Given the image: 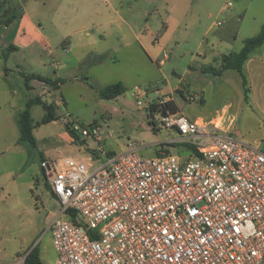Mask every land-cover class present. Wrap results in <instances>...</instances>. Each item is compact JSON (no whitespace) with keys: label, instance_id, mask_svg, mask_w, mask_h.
<instances>
[{"label":"rangeland","instance_id":"1","mask_svg":"<svg viewBox=\"0 0 264 264\" xmlns=\"http://www.w3.org/2000/svg\"><path fill=\"white\" fill-rule=\"evenodd\" d=\"M191 1L192 10L182 23L177 24L171 16H166L167 7L161 2L153 13L155 8L147 5L145 0H125L121 15L129 26L115 19L105 28L112 37L107 41L109 49L115 48L116 36L121 38L131 27L137 35L143 36V42L157 61L163 58L164 52L168 53L166 64L158 68L143 55L141 58L140 54L144 53L139 47L121 45L115 57L106 58L104 67L93 69L88 75L84 69H77L78 79L65 84L62 90L66 102L55 90L42 96L41 100L50 105L53 103L50 94L54 92L53 98L62 102V106L55 107L58 115L55 123L35 127V146L18 141L17 115L25 109L27 94L23 76L52 77L50 66L55 62L48 51L40 49L34 54L26 52L11 56L4 62L8 52L4 47L2 52L0 49V72L6 66L8 72L16 74L9 75L6 83L0 78L1 261L24 264L28 251L36 248L42 264H56L50 222L61 207L51 195L47 165L52 166L65 157L84 159L92 150L102 151L107 159L129 149H134L144 160L154 159L160 152L190 156V142L176 129L163 128L159 111L169 117L174 114L189 120L199 117L209 120L228 107V116L234 121L232 135L264 154V69L258 67L259 57L255 56L250 65L243 67L248 89L246 99L242 76L236 71H223L220 63L222 55L238 52L245 39L260 32L264 24V0ZM227 2L231 3V8L220 14ZM44 13L52 15L47 10ZM3 16L5 20L11 18L7 4ZM217 22L222 26L212 27ZM3 28L0 26V36L7 33ZM43 29L46 35L58 37L51 42L53 46L64 41L53 22L45 23ZM215 54L218 61H215ZM65 56L63 52V59L57 62H64ZM25 59L27 63H24ZM67 73L72 75L74 72ZM115 83H121L125 92L114 100H102L98 90ZM138 89L140 97L136 96ZM37 93L35 89L28 94L34 98ZM161 93L172 97L173 102L148 106V101L157 99ZM138 102L142 104L138 105ZM172 107L174 111H171ZM44 114L40 105L30 109L34 124L40 123ZM95 125L110 134L106 139L102 138L105 141L99 145L73 130L75 126L88 128ZM14 253L18 255L14 256Z\"/></svg>","mask_w":264,"mask_h":264},{"label":"built area","instance_id":"2","mask_svg":"<svg viewBox=\"0 0 264 264\" xmlns=\"http://www.w3.org/2000/svg\"><path fill=\"white\" fill-rule=\"evenodd\" d=\"M172 100L159 94L148 106ZM159 112L163 128L190 142V156L144 160L129 149L107 159L92 150L52 164L56 264H264V154L232 135L228 107L209 120ZM73 130L98 145L110 136L97 125Z\"/></svg>","mask_w":264,"mask_h":264},{"label":"crops","instance_id":"3","mask_svg":"<svg viewBox=\"0 0 264 264\" xmlns=\"http://www.w3.org/2000/svg\"><path fill=\"white\" fill-rule=\"evenodd\" d=\"M134 1L136 2V0ZM124 2L125 0H0V18L3 17V8L6 6V4L8 5L11 15V18L7 19L11 21L6 26L3 25V29L4 31H7V33L0 36V49L2 52L3 47L6 50L9 47L14 48V50L8 52V57L4 62H7L11 56H16L20 53L28 52L29 54H34V52L39 51V49L42 51H48L52 61L55 62V64H51L50 66L53 71V76L44 77V79L50 80L54 85H47L49 89L44 95H47L50 91L55 90L56 93H60L61 100L63 102L66 101L63 97L62 90L65 84L72 82V80L76 81L78 79V76L75 75L77 69H84L85 74L88 75L91 70L98 67H104L106 58L115 57L114 54L119 53L118 48L121 45L127 48H130L134 45L139 47L144 53L140 54L141 58L143 55L158 68H162L168 60V53L164 52L167 53L166 59H164L163 56L160 61H157L154 53L150 52L143 42V36L137 35L131 27L129 28L130 32L122 34L121 38L116 36L115 48L109 49L107 41H109V39L112 37L111 34L108 35L105 32V28L112 25L115 19H118L121 23L129 26V23L127 24L121 15ZM145 2L147 5L155 8L153 13H156L158 3H163L168 10L166 16H171L173 21L175 23L177 22V24L182 23L188 13L192 10L191 0H189V2L186 4L184 0H145ZM155 4L156 6H154ZM129 6L131 7L132 5L130 4ZM229 8L231 7L224 6L221 9L220 14ZM13 10L19 11L18 13H13ZM45 10H47V12H52V15L48 16L45 14ZM175 10H177V12H174ZM150 15L151 14L149 13L148 16ZM49 22H53L58 26V31L61 33V39L64 40L60 44L55 43V46H53V43L51 42H54L58 37H53V35L49 36L44 33L43 26L45 23L48 24ZM217 23H214L212 27H217ZM262 49H264V44L261 48L257 49L251 54L244 67L246 65H250L254 61L253 58L257 56L260 58H258L257 62L258 67L260 66L259 68L264 69V50ZM259 51H262V53L258 54ZM63 52L66 54L64 57V62L58 63L57 60L60 58L63 59ZM229 54L222 55L220 58V63L222 62L223 56H227ZM213 56L216 59L215 61L219 60L218 55L215 54ZM203 58L206 59V55H203ZM27 61L28 60L25 59L24 63H27ZM162 61L164 62L163 64H161ZM18 72L19 71H17V74H19ZM67 72L74 73L71 75ZM63 74H65V77H63ZM9 75L12 76L16 74L15 72H8V68L6 66L2 67L0 78L4 81L3 83H6ZM37 82L40 81L33 80L28 83V86H26L24 82V86L26 88L27 94L37 89L38 93L36 94V97L41 99L44 95H40V89L35 84ZM156 93L159 92L156 91ZM4 94H6V91ZM27 94L25 96L26 103L27 101L36 98H30L29 94L28 96ZM50 96L53 99L52 104L54 107H60L59 104L62 106V102L57 101L56 98H53L55 96L54 92H52ZM55 114L57 115L56 111ZM197 119L205 120L201 117ZM47 166L48 171L51 173V165ZM59 215L60 212L53 217L50 222V226ZM17 255L18 253H14V256ZM0 264L17 263H15V261L8 262L0 260Z\"/></svg>","mask_w":264,"mask_h":264},{"label":"trees","instance_id":"4","mask_svg":"<svg viewBox=\"0 0 264 264\" xmlns=\"http://www.w3.org/2000/svg\"><path fill=\"white\" fill-rule=\"evenodd\" d=\"M11 20H5V16L0 18V26L7 25ZM264 44V24L262 25L260 32L252 37L244 40L243 47L238 51L231 53L227 56H223L222 58V65L221 69L223 71H236L242 76V85L244 88V95L245 99L247 97L248 89H247V82L243 76V67L247 60L250 58L251 54L255 52L257 49L261 48ZM14 50V48L9 47L7 48V52ZM4 54V53H3ZM7 57H4L6 60ZM24 82L25 85L28 86L33 80H38L43 82L47 85L53 86L54 84L48 80L34 75H24ZM125 92V88L121 83H115L112 85H108L103 87L102 89L98 90V95L102 100H114L118 96L122 95ZM33 105H40L42 106L45 114L40 123L34 124L31 116H30V109ZM154 106L153 104L151 107ZM154 108V107H153ZM175 108L172 107L171 111H174ZM56 108L53 104L48 105L47 103L43 102L39 97L31 99L27 101L25 105V109L19 113L17 116V126L19 131V143H28L31 146H35V138L33 136V130L35 127L39 126L40 124H47L51 122H55L58 119V116L55 114ZM164 113V111H162ZM68 215L75 218V215L69 211ZM24 264H42L40 260L39 252L34 248L24 259Z\"/></svg>","mask_w":264,"mask_h":264},{"label":"water","instance_id":"5","mask_svg":"<svg viewBox=\"0 0 264 264\" xmlns=\"http://www.w3.org/2000/svg\"><path fill=\"white\" fill-rule=\"evenodd\" d=\"M152 103H154V100L152 101ZM33 249H30L29 251H28V253H27V255L32 251ZM26 255V256H27Z\"/></svg>","mask_w":264,"mask_h":264}]
</instances>
